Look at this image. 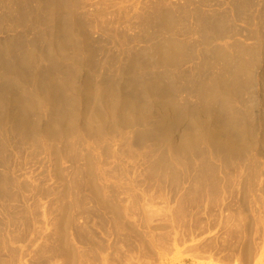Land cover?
Wrapping results in <instances>:
<instances>
[{
  "label": "rangeland",
  "instance_id": "rangeland-1",
  "mask_svg": "<svg viewBox=\"0 0 264 264\" xmlns=\"http://www.w3.org/2000/svg\"><path fill=\"white\" fill-rule=\"evenodd\" d=\"M1 1L2 0H0V2ZM9 1L13 3L11 4ZM16 1L7 0L6 3H8L13 9H17V6L19 7L20 11H21L20 7L22 8L23 6H25L26 9L23 7L22 9L23 10L22 13L24 12L23 14L18 10L22 16L17 12L15 14L14 12L10 14V15L14 14L13 16H11L12 18L5 17L6 20L4 18H2L1 20V17L3 15L0 16V21H1L0 41L2 40L0 44L3 42L4 44L8 42L12 44L14 42L15 44L18 45L16 46L19 49L15 47L14 43L12 44L13 47L11 48H13L12 50L13 54L12 53L11 54L14 58V61L15 59L16 60L18 58L19 59L13 62V58L11 59L10 58L11 56L8 55L7 56L8 61H6L9 62L8 65H12V63L15 65L17 62L16 67L12 65L15 70L13 72L16 73L17 72L16 68L18 67L19 68L21 67L20 68L21 70L22 68L25 67L28 68V70L25 69L28 72V74L29 73L31 74L32 71H33L32 74L34 73L38 74L39 73L38 69L40 68V66H42L39 69L40 71L48 68L46 67L47 66L46 63L48 64L49 61L42 58L44 55L43 52L45 53L47 49L48 50L51 49V52H49L51 57L53 56L56 57L59 55L62 57L65 56L63 54H65L66 51H67L66 54H68L70 50L72 51L71 49L72 46L69 45L72 44L73 40L71 41V38L68 37L66 32L65 33L61 32V29L63 27L62 23L66 21V19H67L66 22H71L73 17L70 14L68 15L67 10H65L66 13L64 11H60L58 13V11L56 10L54 13L57 12L58 15L57 14L54 15L57 18L52 15L53 17H55V19L52 16L50 19H46L48 16H46L45 14H43V16L41 15V12L39 11L40 6L39 4L36 3V0L34 1L35 4L33 3L32 0H31L32 2L30 1L33 6L29 5L30 4L28 2L29 0H21L22 1L21 3L20 0H18L17 2L22 4V6L19 3L18 5ZM84 1L85 0H82V4L84 3L85 6H88L89 4L88 1L91 0H86L87 3L86 1L85 2ZM117 1L119 0H116V2H114V4L116 3L115 7L114 5L111 4L113 3V1L112 2L108 1L109 3L106 4L108 6L112 5L113 6L112 8L111 6L110 7L106 6V4L104 3L105 8L100 6L99 8L101 9L99 8L95 9L96 8L95 7L93 8L95 11L92 9L94 12L87 7L88 10L86 8L85 12L87 10L88 15L86 14L87 12L86 13L84 11L81 12V10H83L81 8L80 10L79 8L75 10V12L77 11L76 12L77 19H78V15L81 19V21L79 20L80 22L77 21L79 27L78 29H80V27L82 26L84 27L86 24L89 25L90 23L93 22V20L95 21L92 24H90L92 26H88L89 30L87 29V26H85L86 29L84 28H83L84 30L81 29L83 31L79 30V32L82 34L78 32L77 35V31H76L77 29H73V33L75 31L74 36L75 38H77L76 42L81 43V41L82 42L84 41L83 42L84 44L85 42L87 43L89 41L90 42L92 41L91 43L89 42L88 44L91 46L94 44L92 47H95L94 48L95 53L94 52L93 53L95 59H97L95 60L97 66L99 65L101 66L102 62H103V66L101 67L99 66V68L97 67L98 69L94 67V70H96L97 73L95 74V78L93 77L94 75H91L92 73L86 72L89 70L88 68L83 69L84 72L83 71L81 72V76H80L81 78H79L78 83L75 85V87L78 86L76 87V93L75 90L73 91L74 93L73 95L75 96L74 104L75 102H77V104L75 105L73 104V107H75V109L71 107L73 109L72 113L73 114L76 113L75 115H73L74 119L81 126L84 124L87 125V123H85L86 122L85 120L88 116V114L85 113V110L87 109V105H85L83 101L86 100V96H85L86 93L88 94L87 91L88 89L85 86L87 84L90 85V82L86 83L85 80L86 77L88 80L89 78H91L92 80L95 79L96 81H100L102 76L103 79L107 77L109 78V81H111V79L113 81H119V83L122 86L123 85L127 86L128 84L127 87H129V85L131 84L130 87L135 88L136 90L138 89L139 86V89L137 91L139 92L140 90L139 92L140 94H143V92L145 91V90L143 91V89H145L144 87L147 86L148 83L152 86V81H153L154 84L158 83L157 85H159L158 87H160L159 88L160 91L153 89L152 90L153 94L157 93L158 95V93L161 92L163 93L158 95L160 97L153 95L151 92L150 85H148L150 89L146 88V91L151 92L152 95L151 94L150 95L152 96V98L153 97L154 98L153 99L150 98L151 96L149 95L147 97L148 99L147 98L146 100L144 99L145 101L142 100L141 101L142 103L141 102L140 103L141 105L143 104V106H141L139 103L140 107L138 106L139 108H137L136 110H133L130 113L128 112L129 114H126L127 111L119 112L120 110L114 112V114L109 113L110 116L107 113L105 115L106 118L108 117L107 120H105L106 118L104 117L102 119L105 120L102 122L106 123V124H102L103 129L105 128L104 132L106 134L102 135L103 137L100 135L103 139L100 136H99L100 138H98L97 136L98 139H101L100 142L98 139L96 140V138L94 137L92 138L95 141L91 140L92 138L87 139L85 137L87 135L84 134V131H82L81 128H78L80 134L79 133L77 134L78 130H76L75 131L76 133L72 136V139L74 136L78 135L80 137V140H78L79 139L78 137L77 138L74 137L73 141L74 142L80 141V142H76L77 145V150L75 151L76 154L72 155L71 157L68 156V153L65 151L64 148L62 149L59 148L61 147V145L55 146L53 144H50L51 142H49L46 145L47 149H44V147H39L38 146L39 144H36V142H39V140H42L43 143L45 138H47V136H50L49 134L47 135V133H44L45 129H47L45 126L48 125L46 124V122H49V120H47L48 118L44 115L43 118L41 117L42 122L37 120V117H34L35 120L39 121V122L36 121L37 125L40 124V126H36L37 132L39 131V129L40 131L38 133L36 132L37 134L35 133L32 134L34 129L31 128L32 130L31 134L33 135V137L30 138L28 137V138L29 139L32 138L33 140L24 139V138L22 139V135L19 134H15V135L13 134L9 136V138L5 137V139H9L10 144L6 143L9 147L7 148V153L5 152L6 154L3 155L5 159V164L0 163V173L1 174L12 173L13 177L10 180L7 178L5 181L0 180V264H264V84H263L264 83V0H138V1L121 0L119 2ZM91 2L92 4H94L93 0ZM127 2L128 4H126ZM129 3L130 5L132 3L133 6H130ZM133 3L136 4V6ZM26 4H28L27 7ZM0 5L2 6L1 3ZM35 5L37 7L39 6V8L36 7L37 9H35ZM241 5H243L242 7L244 8H241ZM31 6L34 7L33 12L28 11V10L31 11L32 9ZM117 6L119 7V9L123 8L124 10H126L125 11L126 13L122 12L123 9H120L121 11L118 9H114ZM132 7L135 8L132 9ZM2 8L0 10V14H2L1 13V11L3 10ZM108 8H110L111 10L113 9L112 10L113 13L117 16L115 17L113 13H110L111 11ZM126 8H128L130 11ZM54 9L52 11H54ZM97 10L103 13V15H101L100 12H97ZM102 10L107 12L108 15L110 13L111 16L107 15L108 17H105L106 13L104 11L102 12ZM158 10L162 11L163 13L166 12V10L168 13L172 12L170 17H172V19L174 18L175 23L173 25L174 27H172V29H170L169 31L164 30L165 31L164 32L159 25L154 24V26L151 27L149 22L147 23V21H149L151 17L154 16L155 13L158 14L157 13L159 12ZM25 11L31 13L30 14L31 16L28 17L29 14L28 13L25 14ZM60 13L62 15H59ZM136 14L137 16H135ZM23 15L24 16L27 15L26 21L24 20L26 19V17L22 19L24 17ZM67 15L71 19L67 17ZM16 16L21 17V19ZM32 16H35V18ZM58 16L59 17L61 16L60 18L63 19L61 20ZM96 16L98 18H96ZM99 16L100 17L102 16L103 18H100ZM119 16L120 18H118ZM31 17L34 19H31ZM36 17H38L39 19H37ZM42 17L44 18V20H46L45 23ZM64 17L66 18L64 19ZM9 18L13 22L8 20ZM88 18H90V21L87 23V21L89 20ZM112 18L113 20L114 19L115 20L113 21ZM13 19L14 20L16 19V21L23 20L25 21L24 23L26 24H24L23 21H22L23 24L21 23V21H19L18 23L20 25L19 24L16 25ZM30 19L31 22L30 21L27 22ZM58 19H60L61 23L59 22ZM118 19L119 21H117ZM125 19H127V21ZM4 20L5 23L3 22ZM7 20L10 22H8ZM33 20H35L36 22ZM48 20L49 21L52 20V25H48L51 24L49 23ZM54 20H56V23ZM82 21H84L83 24L85 25L81 23ZM115 21L118 23L119 25L118 27L117 25H115L117 24ZM129 21L130 23H132L131 25ZM11 22L14 23L13 26ZM34 23L38 25L47 24V28H46L47 31L45 30L46 25L38 26ZM5 24H7L8 26ZM56 24L57 25L60 24L61 26L59 25V27H54L56 26ZM93 24H94V28L96 27V29L99 30L94 29ZM108 25L110 26L109 29H108L109 27ZM3 26L7 28L5 29ZM101 26L103 28L105 27L107 30L104 29L106 30L104 31ZM20 28H22V30H20ZM91 28H93L94 32H90L93 31L91 30ZM101 28L102 30H100ZM111 28L112 29L115 28V30L113 31ZM147 28L149 29L147 30ZM55 30L58 33L57 32L55 33ZM86 30H88L87 31L88 34ZM95 30L97 31V33H95L96 32ZM50 31H52V33ZM253 32L256 35H254ZM49 33H51L52 36ZM59 33H62L59 36L60 38L57 37ZM89 33H91V35ZM147 33L149 34V36ZM44 34L47 36H45ZM39 35L41 37L43 36L44 37L41 38ZM63 35L64 37L66 35V41H64L65 39ZM22 36H24L25 38ZM85 36L86 39H84ZM117 36H120L118 37L119 40L117 39ZM91 37H94V39L92 40ZM57 38L59 40H61L62 38L64 39L62 40V44L59 43ZM19 39L22 40V42ZM5 40H7L8 42H5ZM40 40L41 41L44 40L42 42L43 44L41 43ZM127 40L129 43H127ZM18 42L19 43L21 42L22 44L20 43L19 46ZM66 43L67 44L70 43L68 44V47L70 48H67V50H65L66 47L65 45H67ZM51 44L53 47L51 46ZM21 45L24 46L21 47ZM31 45L34 46L32 47ZM38 45L41 50L39 49ZM166 45H168L169 48ZM34 47L38 51L37 53L41 62L38 61V63L32 64V66H30V64L28 66L26 65L27 67L26 66L23 67L20 64H18L21 63V61L23 63V59L24 61H26L27 57L30 58L29 57L30 54L32 55L33 53L36 52ZM60 47L62 48L64 47L63 48L64 51H62L61 50L62 48ZM21 48L24 49L22 50ZM180 48L183 50H181ZM15 49L16 50L21 49L24 52H21L20 50L19 51L20 53L18 54ZM57 49L62 53V55ZM32 50H34V52H32ZM71 51L65 57H70V59L72 60L75 58V56H72L73 54L72 55L70 54ZM160 51L162 53H158ZM165 51H167L169 54ZM143 52L144 54H141ZM164 52L167 53V55L169 56L168 58H170L169 61L168 60H166V62L163 61L167 64L166 65L164 63L165 66H163V62H162L164 57L163 55L165 54ZM49 53L48 54L45 53V54L49 55ZM56 53L58 55H56ZM39 54L42 55L40 56ZM139 54L141 56H139ZM156 55H159L160 57ZM203 55L206 56L204 57ZM85 56L87 58L88 55L84 54L83 57L85 58ZM158 59H161V61ZM105 60H107L108 62L106 61L105 63L104 62ZM129 60L130 62H128ZM44 61L47 62H45L44 64L43 63ZM140 61L145 64L141 63ZM167 61L170 63L168 64ZM39 62L42 64H40ZM257 62L260 63L258 64ZM69 63L73 64L71 63V61ZM241 65L244 66L242 67ZM48 66L51 67V64H48ZM33 67H38V68L36 69ZM125 67H127L128 69H126ZM200 68L202 69V71ZM210 68L211 69L213 68L214 70L213 69L211 70ZM20 69L17 70L19 71ZM122 69L124 70L126 69V70L124 71ZM20 71H19L20 74L19 76H17L18 72L16 73L18 79L20 76H22V73H20ZM240 71L242 73H240ZM15 73L12 76L15 77ZM117 73L119 74V78H121V80L115 77ZM121 73L123 74L125 73V76H127V74L132 73L131 75L133 77L129 75V77H127L128 81L127 80L125 81L126 78H124L125 76ZM252 73H253V77H252ZM88 74L90 75L89 78H88ZM160 74L162 75V77ZM176 74H178V78ZM134 76L135 77L137 76L138 79L137 78L134 79ZM139 77L141 78V81H138L140 80ZM211 77L213 78V80ZM0 79L2 80V82L0 80V88L2 87L1 90H5V85L3 82L5 80L2 78ZM132 79L134 80V82L136 81L135 82L136 84L139 83L137 84L138 86L134 85V83L132 84L131 82L133 81ZM142 80L143 81L145 80L144 81L145 85H143L144 87L142 86L143 89H141V85H140V82H143ZM221 81L225 86L222 84ZM203 83L206 85V86L204 85L205 88L202 85ZM164 85L166 86L169 85L171 86V88L167 86L168 87L167 89L166 86H165L166 88L163 87ZM229 85L231 86L232 91L228 87ZM234 85H236V88ZM156 86L154 85V88ZM190 86L192 87L190 88ZM199 86L201 87V91L202 89H204L203 91L205 94L207 93L208 90H209L208 93L211 91L210 95H208V93L207 95H205L203 91L201 92L202 95L204 94L203 97L205 98L206 96L210 97L211 95H213L214 92H212L213 88L211 87H214L213 91H215L214 95L216 96L217 99H216L215 109L212 111L216 112L218 110L217 113H220L221 116L220 114H217L215 112H213V114L212 112L209 113L207 112L202 114L198 112L201 111L198 108L200 107L199 103L202 101V99H200L202 95L200 94V92L197 93V91H199L200 89ZM215 86H217L218 88H216ZM226 86L228 88H226ZM196 87L199 88L197 89ZM129 88H127L129 90V93L130 91L131 92L134 91ZM161 88L164 89L162 90ZM226 89L230 91H225ZM164 91L165 93L167 91L169 93H172V95L173 94L176 95L175 96L173 95L174 97L172 98L171 97L172 95L170 96L169 93L168 94L166 93L168 95L167 96L164 93ZM190 91H192V93L195 91V93H197V96L199 97H197L195 93H193L194 95H189L192 94ZM235 91L236 92L238 91L237 93L239 94H236ZM132 93L131 94L134 96L135 93L134 92ZM10 94H8L9 98L12 97V95ZM162 94L163 95L165 94L166 97L165 96L163 97ZM195 96L200 100L198 99L196 101L197 98H195ZM165 98L166 99L170 98V100L168 99L169 100L168 101ZM186 100L187 103L189 102L188 103L189 106H191V107L188 106L189 108L187 107L189 109V112L196 111L197 113H200V115L198 114L199 117H197L198 116L197 114L195 117L194 116L195 114H193L192 116V114L190 113L189 114L190 117L189 115H182L181 119H177V118L175 119L176 112L174 110L180 109L178 108L179 104L186 103ZM162 101L164 102V104ZM145 103L148 105L144 106ZM173 106L176 108H174ZM40 107L41 106H38V109ZM248 107L251 108L247 109ZM171 108L173 109L171 110ZM119 109L123 110L122 108ZM165 110H167L168 112ZM226 110L229 111V114L230 112L232 113L230 114V117L227 114L228 112ZM13 112H14L13 110L7 111L6 109L4 110V108L2 109L0 107V115L1 114L3 115V113H5L7 118V114H8V116L9 115L11 116V117L9 116L8 119L13 118L12 116L16 114V112H14L15 114L11 115V113ZM251 112H253V114ZM121 114L125 115L126 118H129V120L127 119L126 122L118 123L119 125H121L120 127L118 126L116 121H118L119 119L121 120L122 118ZM160 114L162 115V118L164 120L161 118ZM207 114L211 115V117L208 116ZM247 114H249V116ZM84 115L87 116L85 117ZM232 116L234 117L232 118ZM118 117L121 118L118 119ZM130 119L132 122L130 121ZM35 120L33 121L35 122ZM204 120L210 122L207 123ZM114 121L116 124L114 123ZM158 122H160L161 124ZM143 123L145 125H143ZM204 123L205 125H203ZM151 124L152 126L155 127H152ZM116 125L118 126V128ZM131 125L132 127H134L133 129ZM142 125L143 127L141 128ZM218 125L220 127H218ZM231 125L233 128L229 127ZM125 126H128V128ZM189 126H191V129H194L191 130L194 131L193 134L191 133V131L189 132L188 130L190 129ZM212 126L214 129H212ZM108 127H110V129ZM245 127L247 128L249 127V129L251 128V130H248V132L247 130H243L246 129ZM119 128H124V130H119ZM197 128L199 129L197 130ZM201 128L202 130H200ZM236 129L237 130L240 129V131L242 130L241 131L242 133H239L237 131L239 135L238 134L235 135L234 133L236 132ZM126 130L131 131L132 133ZM166 130L168 132L169 131L171 132L168 133ZM184 130L185 133L187 134L186 137L190 135L188 137L189 139L185 137ZM211 130L213 131V133ZM121 131H123L122 132L123 135H121ZM182 131L184 134L182 133ZM249 131L251 132L253 131L252 133H250L253 134L252 135L253 138L250 136V134H248ZM138 132L140 133L139 135ZM226 132H228L229 134ZM43 133L45 135H43ZM141 133H143V136ZM196 133L199 135L197 136ZM244 133L248 134V136L246 135L247 138L245 137ZM38 134H40V136ZM110 135L112 136V138L109 137ZM191 135L194 136V138L191 137ZM195 135L197 137H195ZM200 135L202 136V139ZM41 136H45V137H41ZM129 136H131L132 138ZM155 136H157L158 139H156ZM182 136L185 138L184 139L185 141L182 140L183 139ZM249 136L251 138H249ZM115 137L116 138L118 137V139H116ZM82 138L83 140H81ZM119 138L122 143L119 141ZM130 138L132 139L130 140L131 142L135 140L134 142L131 143V146L128 144L130 143L128 140ZM146 138L149 140H145ZM36 139L38 141H36ZM123 139H125L124 140L125 143ZM221 139L222 140L225 139V140L222 141ZM108 140L111 141L109 142ZM96 141L98 143L95 145ZM105 141L109 145H106L107 143ZM83 142L86 144H84ZM182 142H185V144ZM137 143L140 144L137 145ZM230 143L232 146L230 145ZM245 143H247V145ZM115 144L116 146H114ZM226 145L228 146L225 147L224 149L225 150L227 149V151L229 152H226L223 149V147ZM164 147H166V149ZM204 147L207 148L204 149ZM228 147H230V149ZM231 147H233V149ZM169 148L172 150H170ZM185 148L186 150L184 151ZM194 148L196 149L193 150ZM180 150L181 152L179 153ZM216 150L217 153L215 152ZM211 154L213 156L215 155L214 156L215 158L212 157ZM173 155L175 156V158L173 157ZM225 155H230L231 157L228 156L230 157L228 158ZM165 156L169 160L162 159L164 162L165 161L166 162L162 163V165L157 163L159 166L156 165V160L159 161V159L161 158H166ZM239 159H241V161ZM231 160L233 161L231 162ZM166 164L169 167L171 165L172 168L171 167L170 168L173 169L174 171L168 169L169 167L167 168ZM163 167L170 170L168 171L166 169L167 172L169 173V174L166 173L168 176L165 174L166 179H165V175H163L164 179L163 178L161 179V177H163L161 174V170ZM225 167H227V169ZM154 169H156L157 172ZM226 170L229 172H227ZM154 171L156 172V175H154L155 174ZM173 172H175V174ZM214 172L216 173L217 176L213 174ZM171 173L173 174V176L176 177V179L179 178L177 179V182L179 180L178 183L177 182L174 183L172 179H170L172 177ZM200 176L201 177L203 176V179ZM208 176L210 177L207 178ZM213 176H215V178ZM198 177L201 179H199ZM206 178L208 180H205ZM217 178L219 181H217ZM17 180H19V184L22 183L24 184V186L20 185L18 188L15 187ZM197 180L201 181L203 185L205 184L206 186H208L209 189L207 188L204 190H198L201 189L202 186L194 187L195 181ZM170 181L171 183H169ZM248 183L249 184L252 183V184L249 185ZM169 184H171L172 186ZM211 185L212 187H210ZM215 185H218V187ZM175 186H177L176 187L177 190L175 189ZM244 186L246 187L245 189ZM247 186H249V189L247 188ZM214 188L216 189V191ZM243 190H245V193L243 192ZM193 199L195 200V202L193 201ZM230 215L232 217H230ZM176 230L178 231L177 237H175L176 234L173 233V231L176 232ZM160 238L163 240H161ZM247 252L249 253V255L247 254Z\"/></svg>",
  "mask_w": 264,
  "mask_h": 264
},
{
  "label": "bare ground",
  "instance_id": "bare-ground-1",
  "mask_svg": "<svg viewBox=\"0 0 264 264\" xmlns=\"http://www.w3.org/2000/svg\"><path fill=\"white\" fill-rule=\"evenodd\" d=\"M6 1L7 0H2L0 3L2 4V6L0 7V10H1V8L3 9L2 11H1V13L2 14H0V16L1 15H3L2 17H1V20H2V18H4L5 19V17H10V18H12L11 16H13L16 12L17 13H19L20 14V12L22 13V9H23V7L25 8V6H23L22 8L20 7V9H21V11L19 10V7L17 6V9H13V8H11V6L8 4V3H6ZM12 1V0H11ZM16 1V0H15ZM18 1V0H17ZM16 1V2H17ZM31 0H29L28 2L30 3L29 5H32L31 4V2L33 1V3H34V1L35 0H32L31 2H30ZM86 1V0H85ZM84 1V2H85ZM92 1V0H91ZM91 1H88V6H85L84 5V3L82 4V0H72V1H70V0H36V3L37 4H39V6H40V8H39V6L37 7L36 5H35V9H37V8H39V11L41 12V15L43 16V14H45L46 16H50L49 18L47 17L46 19H50L51 18V16L53 15V16H55L56 14L58 15V13L60 12V11H64L65 12V10H67V13H68V15L70 14V15H72V17L73 18H75V19H73L72 18V20H71V22H66L67 21V19H66V21H64L62 24H63V27H62V29H61V32H66V34L68 35V37H70L71 38V41L73 40V42H72V44L71 45H69V46H72V51H71V55L72 56H75V58L74 59H70V57H65V56H67L68 54H69V52H68V54H66V52H65V54H63V55H65V56H56V57H54L52 54V56L53 57H51L50 56V53L49 52H51V49L50 50H48V52H47V50L45 51V53H49V55H47V54H45L44 52H43V59H45V60H47V61H49V63L48 64H51V67L50 66H48V64L46 63V67H48V68H46V69H44V70H39L42 66H40V68L38 69V71H39V73L37 74V73H34V74H32L33 73V71L31 72V74L29 75L28 74V72L25 70V69H27L28 70V68H25L24 66H28L29 64H30V66H32V64H35V63H38V61H40V58H39V56H38V51H37V49H35V47H36V45H35V47H34V49L36 50V52L35 53H33L32 55L30 54V58H28L27 57V59H26V61H24V59H23V63H22V61H21V63H18V64H20L21 66H23L24 68H22V70L18 67V68H16V71L18 72H16L18 75L17 76H19L20 74H19V71H20V73H22V76H20L19 77V79H18V77L16 76V73L15 72H13V71H15L14 70V68H13V66L12 65H14L13 63H12V65H8L9 64V62H6V61H8L7 59V56L8 55H10L11 57V59L13 58V56H12V50H13V48H11V47H13L12 46V44L14 43H12V41H11V43L12 44H10V42H8L7 40H5V42H8V43H5L4 44V42L3 43H1L0 44V67H1V72H0V78H2V79H4L5 81H3L4 82V85H5V90H1V88H0V107L3 109L4 108V110L6 109L7 111L9 110H13L14 112H16V114L13 112V113H11V115H14V116H12L13 118H10V119H8L9 118V116H8V114H7V118H6V115H5V113H3V118H2V116L0 115V163H2V164H5V159H4V157H3V155L4 154H6L7 153V148L9 147L7 144H10L9 143V139H5V137H7V138H9V136H11V135H15V134H19V135H22V139L24 138V139H29L30 137H33V135L32 134H37L39 131H40V129H39V131L37 132V127L36 126H40V124H38L37 125V123H36V121L37 120H39L40 122H42V118L44 117V116H46L48 119L47 120H49V122H46V124H48V125H46L45 127L47 128V129H45V132H44V130H43V132L44 133H47V135L49 134L50 136H47V138H45V140L43 141V143H42V140H39V142L41 143H39V142H36V141H38L37 139H36V141H34V142H36V144H39L38 146L39 147H44V149H47L46 148V145L49 143V142H51L50 144H53V145H55V146H59V145H61V147H59L60 149H62V148H64L65 149V151L68 153V156H72V155H74V154H76L75 153V151L77 150V145H76V142H80V141H76L77 139V137L79 138L78 140H80V137L77 135V136H74V137H76L75 139V141L76 142H74L73 141V139H74V137H73V139H72V136L76 133L75 131L76 130H78V128H81L82 129V131H84V134H86L87 136H85L87 139H91L92 137H94V138H96V140L98 139V138H100L102 135H104V134H106L105 132H104V129H103V125L102 124H106V123H104V122H102V121H105V120H107V118H106V114L108 113H110V114H114V112H117L118 110H120L119 112H126L127 111V113L126 114H129L131 111H133V110H136L137 108H139L140 106H139V103L142 101V100H146V98L151 94V92H152V90L153 89H156V90H159L160 91V87H158L159 85H157L156 83L154 84L153 83V81H152V79H151V81H152V86L148 83V85H150V88H151V92H148V91H146V88L148 89L149 88V86L147 85V86H143V85H145V80L143 81V82H140V85H141V89H143V87L145 88V89H143V94H140L139 92H140V90H139V92L137 91L138 89H139V86L137 85V84H139V83H135L134 82V80L133 81H131L132 82V84L134 83V85H136V86H138V89L136 90L135 88H132V87H130V85H129V87H127L128 86V84H127V86L126 85H121L120 83H119V81H113L112 79H111V81H109V78H107V77H105V78H107V79H103V76H102V78L100 79V81H96L94 78H95V74H97L96 73V70H94V67L95 68H99V66H97V63H96V61L95 60H97V59H95V56H94V53H95V47H92L91 45H89L88 43L90 42H85L84 44H83V42L81 41V43L79 42H76V40H77V38H75V36H74V33H75V31H74V33H73V29H77L76 31H77V35H78V32H79V30H81V29H86L85 28V26H87V29L89 28L88 26H92V25H90V24H92L93 22H95L94 20H93V22H92V20H91V22L92 23H90L89 25H85V24H83V22L84 21H82L81 23L83 24V25H85L84 27L82 26V27H80V29H78L79 27H78V23H77V21H81V19H80V17H79V15H78V19H77V11L75 12V10L76 9H78L79 8V10H80V8L81 9H83V10H81V12L82 11H84L85 12V9L88 7V8H90L91 9V11H93L94 9L93 8H95V9H97V8H99L100 6H102L103 8H105L104 6H105V4L106 3H109V2H112L113 1V3H111L112 5H114V7L116 6L115 4H114V2H116V0H93V2H94V4H92V2ZM109 1V2H108ZM119 1H121V0H119ZM119 1H117V2H119ZM124 1H126V0H124ZM132 1V0H131ZM136 1H138V0H136ZM10 2V1H9ZM15 2V3H16ZM22 1L20 0V3H21ZM51 2H52V4H51ZM91 2V3H90ZM11 4L13 3V2H10ZM19 2H17V4H18ZM19 3V4H20ZM71 3V4H70ZM86 3H87V1H86ZM105 3V4H104ZM18 4V5H19ZM35 4V3H34ZM119 4V3H118ZM126 4H128V2L126 3ZM125 4V5H126ZM134 4V3H133ZM137 4H140V3H137ZM16 5V4H15ZM15 5H14V7H15ZM21 6H22V4H20ZM23 5H24V3H23ZM27 5L28 4H26V7H27ZM70 5H71V7H70ZM82 5H84V6H82ZM87 5V4H86ZM110 5V4H109ZM112 5H110L111 6V8L113 7ZM124 5V6H125ZM129 5H130V3H129ZM128 5V6H129ZM135 6H136V4H134ZM251 5V4H250ZM33 6V5H32ZM31 6V7H32ZM106 6H108L107 4H106ZM110 6H108V7H110ZM119 6V5H118ZM117 6V7H118ZM130 6H133L132 5V3H131V5ZM234 6V5H233ZM238 6H240V5H238ZM237 6V7H238ZM243 5H241V8H244V7H242ZM30 7V6H29ZM37 7V8H36ZM54 7H55V9H54ZM114 8V9H118V10H120V9H123V8H120L119 9V7L118 8ZM122 7V6H121ZM33 8L34 7H32V9L31 8H29V9H31V11L30 10H28L29 12H33ZM88 8H87V10H88ZM133 8H135V7H132V9ZM234 8V7H233ZM26 9V8H25ZM24 9V10H25ZM28 9V8H27ZM34 9V10H35ZM54 9V11H52ZM93 9V10H92ZM99 9H101V8H99ZM98 9V10H99ZM106 9H107V7H106ZM111 12L110 13H113V9L111 10L110 8H108ZM126 9H128V8H126ZM240 9V8H239ZM20 12H19V11ZM58 11V13L56 12V13H54L55 11ZM86 10V14L88 15V11ZM97 10V12H100V11H98ZM105 10V9H104ZM104 10H102V12L104 11ZM129 10V9H128ZM135 10V9H134ZM28 11L26 12L25 11V14L26 13H28ZM90 11V10H89ZM95 11V10H94ZM93 11V12H94ZM107 11V10H106ZM121 11V10H120ZM126 10H122V12L124 13ZM130 11V10H129ZM159 11V10H158ZM12 12H14V14L13 15H10V14H12ZM53 12V13H52ZM96 12V13H97ZM105 12V11H104ZM117 12V11H116ZM115 12V13H116ZM119 12V11H118ZM24 13V12H23ZM22 13V14H23ZM36 13V12H35ZM34 13V14H35ZM62 13V12H61ZM59 14V15H62V14ZM66 13V12H65ZM80 13V12H79ZM91 13V12H90ZM89 13V14H90ZM101 13V12H100ZM106 13V15H105V17H108L109 15H110V13H109V11H108V13H109V15L107 14V12H105ZM126 13V12H125ZM129 13V12H128ZM158 14H154V16L153 17H151V19L149 20V21H147V23L149 22V24L151 25V27L152 26H154V24H156V25H159L160 26V28L164 31V30H167V31H169L170 29H172V27H174L173 25H174V23H175V20H174V18L172 19V17H170V15L172 14V12L169 14L168 12H167V10H166V12H162V11H159V12H157ZM29 15H28V17L29 16H31L30 14L31 13H28ZM37 14H39V13H37ZM55 14V15H54ZM82 14V13H81ZM114 14V13H113ZM112 14V15H113ZM120 14V13H119ZM118 14V15H119ZM131 14V13H130ZM137 14H138V12H137ZM137 14L135 15V16H137ZM18 15V14H17ZM21 15V14H20ZM19 15V16H20ZM67 15V17H69ZM84 15V14H83ZM99 15V14H98ZM97 15V16H98ZM101 15H103V13H101ZM108 15V16H107ZM115 15V14H114ZM121 15V14H120ZM149 15V14H148ZM147 15V16H148ZM22 16V15H21ZM24 16V15H23ZM27 16V15H26ZM26 16H24L22 19H24ZM36 16H38V15H36ZM52 16V17H53ZM65 16V15H64ZM85 16V15H84ZM83 16V17H84ZM92 16V15H91ZM96 16V18H98ZM111 16V15H110ZM117 15H115V17H116ZM16 17H18V16H16ZM32 17H34L35 18V16H32ZM31 17V19H34V18H32ZM39 17H41V16H39ZM45 17V16H44ZM56 17V16H55ZM55 17H53L54 19H55ZM59 17V16H58ZM61 17V16H60ZM59 17V18H60ZM63 17V16H62ZM100 17V16H99ZM8 19V20H10V21H12L11 19ZM14 18V17H13ZM18 18H20L21 19V17H18ZM37 19H39L38 17H36ZM43 18V17H42ZM57 18V17H56ZM66 17H64V19H65ZM70 18V17H69ZM68 18V19H69ZM87 18V17H86ZM91 18V17H90ZM90 18H88L89 20L87 21V23L90 21ZM93 18V17H92ZM94 18H95V16H94ZM93 18V19H94ZM100 18H103L102 16L100 17ZM110 18V17H109ZM118 18H120V16L118 17ZM29 19V18H28ZM31 19L30 20H28L27 22H31ZM61 19V18H60ZM60 19H58L59 20V22H60ZM63 19V18H62ZM61 19V20H62ZM71 19V18H70ZM77 19V20H76ZM83 19V18H82ZM176 19V18H175ZM6 20V19H5ZM5 20L3 21L4 23H5ZM7 20V21H8ZM14 20V19H13ZM25 21L27 20V17H26V19H24ZM43 20H44V18H43ZM53 20V19H52ZM52 20L51 21H49V23H51V24H48V21H47V24L48 25H52ZM57 20V19H56ZM56 20H54L55 21V23H56ZM112 20H113V18H112ZM115 20V19H114ZM113 20V21H114ZM126 21H127V19H125ZM135 20V19H134ZM148 20V19H147ZM10 21H8V22H10ZM16 19L14 20V23H16V25L17 24H19L18 22L19 21H21V23H22V21L23 20H17L16 22ZM25 21H23V23L25 22ZM33 21H35V20H33ZM45 21L46 20H44V23H45ZM70 21V20H69ZM79 21V22H80ZM99 21V20H98ZM101 21V20H100ZM117 21H119V19L117 20ZM136 21H137V19H136ZM201 21V20H200ZM13 22V21H12ZM11 22V23H12ZM36 22V21H35ZM97 22V21H96ZM102 22V21H101ZM104 22V21H103ZM116 22V21H115ZM125 22V21H124ZM142 22V21H141ZM0 23H1V21H0ZM14 23H12V26H13V24ZM22 23V24H23ZM40 23V22H39ZM43 23V22H42ZM61 23V22H60ZM86 23V22H85ZM105 23V22H104ZM117 23V22H116ZM129 23H130V21H129ZM203 23V22H202ZM24 24H26V23H24ZM33 24V23H32ZM34 24H36V23H34ZM47 24H44V25H46V27H45V30H46V28H47ZM58 24V23H57ZM56 24V26H54V27H59V25H57ZM115 24V23H114ZM124 24V23H123ZM132 23H130V25H131ZM145 24V23H144ZM201 24V23H200ZM5 25H7V24H5ZM11 25V24H10ZM15 25V26H16ZM20 25V24H19ZM36 25H38V24H36ZM40 26L41 25H43V24H39ZM38 25V26H39ZM43 25V26H44ZM96 25V24H95ZM107 25V24H106ZM105 25V26H106ZM115 25H117V27L119 26L118 25V23L117 24H115ZM115 25H113V26H115ZM127 25V24H126ZM141 25V24H140ZM148 25V24H147ZM146 25V26H147ZM149 25V26H150ZM155 25V26H156ZM178 25V24H177ZM8 26V25H7ZM12 26H11V28H12ZM22 26V25H21ZM23 26H25V25H23ZM61 26V25H60ZM79 26H81V25H79ZM109 26V25H108ZM128 26V25H127ZM158 26V27H159ZM217 26V25H216ZM219 26V25H218ZM1 27V26H0ZM4 27V26H3ZM30 27V26H29ZM97 27H98V24H97ZM102 27V26H101ZM107 27V26H106ZM133 27V26H132ZM131 27V28H132ZM148 27V26H147ZM175 27H176V25H175ZM210 27V26H209ZM208 27V28H209ZM220 27V26H219ZM5 29L7 28V27H4ZM10 28V29H11ZM16 28V27H15ZM93 28H94V24H93ZM93 28H91V30H93ZM100 28V27H99ZM103 28V27H102ZM102 28L100 29V30H102ZM110 28V26L108 27V29ZM120 28V27H119ZM134 28V27H133ZM154 28V27H153ZM153 28H152V30H153ZM157 28V27H156ZM206 28V27H205ZM223 28V27H222ZM257 28V27H256ZM30 29V28H29ZM28 29V30H29ZM33 29V28H32ZM54 29H56V28H54ZM58 29V28H57ZM83 29V30H84ZM94 29H96V27L94 28ZM104 29H106L105 27L103 28V30ZM112 29V28H111ZM149 28H147V30H148ZM203 29V28H202ZM217 29V28H216ZM3 30V29H2ZM20 30H22V28H20ZM27 30V31H28ZM34 30V29H33ZM48 30H49V28H48ZM50 30H52V29H50ZM83 30H81V31H83ZM89 30V29H88ZM88 30H86V32L88 31ZM96 30H99V29H96ZM95 30V31H96ZM107 30V29H106ZM106 30H104V31H106ZM113 31L115 30V28H113L112 29ZM135 30V29H134ZM177 30V29H176ZM6 31V30H5ZM39 31H41V30H39ZM47 31V30H46ZM54 31V30H53ZM112 31V32H113ZM118 31V30H117ZM130 31V30H129ZM150 31V30H149ZM203 31V30H202ZM211 31V30H210ZM221 31V30H220ZM251 31V30H250ZM255 31H257V30H255ZM1 32V31H0ZM51 33H52V31H50ZM57 31L55 30V33H56ZM90 32H94V30L93 31H90ZM101 32V31H100ZM137 32V31H136ZM148 32V31H147ZM160 32V31H159ZM162 32V31H161ZM165 32V31H164ZM173 32V31H172ZM17 33V32H16ZM51 33H49L51 36H52V34ZM58 33V32H57ZM80 33V32H79ZM95 33H97V31L95 32ZM118 33V32H117ZM131 33V32H130ZM209 33V32H208ZM222 33V32H221ZM254 33V32H253ZM6 34H7V32H6ZM20 34V33H19ZM26 34V33H25ZM34 34V33H33ZM54 34V33H53ZM60 34H62V33H59V35L57 36L58 38H60L59 36H60ZM80 34H82V33H80ZM87 34H88V32H87ZM90 35H91V33H89ZM93 34V33H92ZM112 34V33H111ZM120 34H123V33H120ZM133 34V33H132ZM148 34V33H147ZM150 34H151V32H150ZM214 34V33H213ZM251 34V33H250ZM15 35V34H14ZM21 35V34H20ZM45 35V34H44ZM56 35V34H55ZM155 35V34H154ZM173 35V34H172ZM204 35V34H203ZM208 35V34H207ZM217 35V34H216ZM254 35H256L255 33H254ZM25 36H27V35H25ZM29 36V35H28ZM40 36V35H39ZM45 36H47V35H45ZM54 36V35H53ZM84 36V35H83ZM100 36H103V35H100ZM142 36H144V35H142ZM148 36H149V34H148ZM215 36V35H214ZM258 36V35H257ZM22 37H24V36H22ZM21 37V38H22ZM35 37V36H34ZM41 37V36H40ZM44 37V36H43ZM43 37H41V38H43ZM63 37H64V35H63ZM88 37H89V35H88ZM87 37V38H88ZM118 37H120V36H117V39H118ZM125 37V36H124ZM174 37H175V35H174ZM227 37V36H226ZM251 37V36H250ZM12 38V37H11ZM25 38V37H24ZM28 38V37H27ZM48 38V37H47ZM57 38V39H58ZM79 38H80V36H79ZM78 38V39H79ZM83 38V37H82ZM98 38V37H97ZM163 38V37H162ZM173 38V37H172ZM225 38V37H224ZM37 39V38H36ZM50 39V38H49ZM52 39V38H51ZM56 39V38H55ZM65 39V40H64ZM64 39L62 38L61 40H59L58 39V41H59V43H61L62 44V40H64V41H66V35H65V37H64ZM84 39H86V36H85V38ZM91 39L93 40L94 39V37H91ZM90 39V40H91ZM100 39V38H99ZM124 39V38H123ZM127 39V38H126ZM132 39V38H131ZM150 39H151V37H150ZM10 40V39H9ZM20 40V39H19ZM54 40V39H53ZM89 40V39H88ZM119 40V39H118ZM122 40V39H121ZM136 40V39H135ZM141 40V39H140ZM180 40V39H179ZM209 40H210V37H209ZM208 40V41H209ZM2 41V40H1ZM0 41V42H1ZM14 41H15V39H14ZM21 42H22V40H20ZM24 41V40H23ZM32 41V40H31ZM41 41V40H40ZM44 41V40H43ZM43 41H41V43L43 42ZM49 41V40H48ZM67 41H68V39H67ZM102 41V40H101ZM124 41V40H123ZM123 41H122V43H123ZM134 41V40H133ZM150 41V40H149ZM148 41V42H149ZM164 41H165V39H164ZM174 41V40H173ZM219 41H220V39H219ZM261 41V40H260ZM20 42V43H21ZM38 42H39V40H38ZM53 42V41H52ZM57 42V41H56ZM92 42V41H91ZM90 42V43H91ZM96 42H98V41H96ZM113 42V41H112ZM169 42V41H168ZM212 42V41H211ZM215 42V41H214ZM262 42V41H261ZM17 43V42H16ZM20 43L18 42V44H19V46H20ZM31 43V42H30ZM126 43V42H125ZM127 43H129L128 42V40H127ZM156 43V42H155ZM158 43V42H157ZM164 43V42H163ZM162 43V44H163ZM174 43V42H173ZM176 43V42H175ZM213 43V42H212ZM260 43V42H259ZM22 44V43H21ZM43 44V43H42ZM45 44V43H44ZM48 44V43H47ZM67 44V43H66ZM68 44H70V43H68ZM68 44L67 45H65L66 47H65V50H67V48H70V47H68ZM170 44H172V43H170ZM179 44V43H178ZM3 45H4V47H3ZM14 45H15V47L17 48V49H19L17 46V44H15L14 43ZM17 45V46H16ZM64 45V44H63ZM111 45V44H110ZM136 45V44H135ZM224 45V44H223ZM261 45H263V44H261ZM6 46V47H5ZM24 46V45H23ZM22 45H21V47H23ZM32 46V45H31ZM30 46V47H31ZM34 46V45H33ZM32 46V47H33ZM51 46H52V44H51ZM56 46H57V44H56ZM60 46H62V45H60ZM121 46V45H120ZM137 46V45H136ZM161 46V45H160ZM164 46V45H163ZM166 46H168V45H166ZM178 46V45H177ZM181 46V45H180ZM225 46V45H224ZM38 47H39V45H38ZM42 47V46H41ZM53 47V46H52ZM123 47V46H122ZM126 47V46H125ZM227 47V46H226ZM28 48V47H27ZM55 48H57V47H55ZM60 48H62V47H60ZM64 48V47H63ZM63 48L61 49L62 51H64L63 50ZM124 48V47H123ZM122 48V49H123ZM127 48V47H126ZM160 48V47H159ZM162 48V47H161ZM164 48V47H163ZM168 48H169V46H168ZM167 48V49H168ZM174 48H176V47H174ZM218 48H220V47H218ZM238 48V47H237ZM22 49V48H21ZM20 49V50H21ZM24 49V48H23ZM22 49V50H23ZM31 49H33V48H31ZM39 49H40V47H39ZM46 49V48H45ZM108 49V48H107ZM111 49V48H110ZM149 49V48H148ZM152 49V48H151ZM166 49V50H167ZM171 49H172V47H171ZM181 49V48H180ZM16 50V49H15ZM20 50H16V52L19 54L20 52ZM21 50V52H24V51H22ZM26 50V49H25ZM41 50V49H40ZM39 50V51H40ZM43 50V49H42ZM58 50V49H57ZM131 50V49H130ZM139 50V49H138ZM153 50V49H152ZM156 50V49H155ZM158 50V49H157ZM160 50V49H159ZM161 50H163V49H161ZM165 50V49H164ZM181 50H183V49H181ZM220 50V49H219ZM243 50V49H242ZM31 51V50H30ZM59 51V50H58ZM101 51V50H100ZM122 51V50H121ZM140 51V50H139ZM211 51V50H210ZM225 51V50H224ZM223 51V52H224ZM28 52V51H27ZM32 52H34V50H32ZM57 52V51H56ZM60 52V51H59ZM94 52V53H93ZM99 52V51H98ZM120 52V51H119ZM132 52V51H131ZM156 52V51H155ZM165 52H167V51H165ZM164 52V53H165ZM178 52V51H177ZM12 53V54H11ZM53 53V52H52ZM61 53V52H60ZM64 53V52H63ZM121 53V52H120ZM158 53H162L161 51L160 52H158ZM163 53V54H164ZM168 53V52H167ZM167 53H165L163 56V60H162V62L163 61H165L166 62V60H168L169 61V59L170 58H168L169 56L167 55ZM173 53H175V52H173ZM183 53V52H182ZM238 53V52H237ZM21 54H24V53H21ZM29 54V53H28ZM84 54L86 55H88L87 56V58H86V56H85V58L83 57L84 56ZM107 54V53H106ZM123 54V53H122ZM130 54V53H129ZM141 54H144V52L143 53H141ZM169 54V53H168ZM184 54H186V53H184ZM207 54V53H206ZM213 54V53H212ZM229 54V53H228ZM253 54H254V52H253ZM40 56L42 55V54H39ZM56 55H58L57 53H56ZM61 55H62V53H61ZM182 55V54H181ZM209 55V54H208ZM217 55V54H216ZM71 56V57H72ZM108 56V55H107ZM112 56V55H111ZM119 56V55H118ZM133 56V55H132ZM137 56V55H136ZM135 56V57H136ZM139 56H141L140 54H139ZM153 56V55H152ZM156 56H158V57H160L159 55H156ZM155 56V57H156ZM175 56V55H174ZM187 56H188V54H187ZM204 56V55H203ZM206 56V55H205ZM204 56V57H205ZM211 56V55H210ZM215 56V55H214ZM220 56V55H219ZM219 56H217V57H219ZM238 56V55H237ZM244 56V55H243ZM252 56V55H251ZM134 57V58H135ZM185 57H186V55H185ZM184 57V58H185ZM228 57V56H227ZM230 57V56H229ZM235 57V56H234ZM73 58V57H72ZM138 58V57H137ZM183 58V57H182ZM225 58H226V56H225ZM19 59V58H18ZM17 59V60H18ZM110 59V58H109ZM131 59V58H130ZM157 59V58H156ZM161 59H162V57H161ZM161 59H158V60H160L161 61ZM176 59H177V57H176ZM215 59V58H214ZM16 59H15V61H17ZM42 60V59H41ZM113 60V59H112ZM125 60V59H124ZM191 60V59H190ZM255 60V59H254ZM14 61V58H13V62H15ZM47 61H44L43 63L45 64V62H47ZM71 61V63H73V64H70L69 62ZM106 61L107 60H105L104 62L106 63ZM132 61V60H131ZM167 61V63L169 64L170 62H168ZM220 61H222V60H220ZM231 61H233V60H231ZM244 61V60H243ZM11 62H12V60H11ZM10 62V63H11ZM41 62V61H40ZM39 62V63H40ZM108 62V61H107ZM128 62H130V60L128 61ZM141 62V61H140ZM165 62H163V66H165L164 65V63ZM176 62V61H175ZM174 62V63H175ZM226 62V61H225ZM254 62V61H253ZM28 63V64H27ZM63 63H65V64H63ZM99 63H100V60H99ZM104 63V64H105ZM118 63V62H117ZM134 63H135V61H134ZM141 63H143V62H141ZM161 63V62H160ZM173 63V62H172ZM177 63V62H176ZM224 63V62H223ZM236 63V62H235ZM251 63V62H250ZM258 64L260 63V62H257ZM16 64H17V62H16ZM16 64L14 65L15 67H16ZM40 64H42V63H40ZM123 64V63H122ZM131 64V63H130ZM130 64H129V66H130ZM143 64H145V63H143ZM162 64V63H161ZM166 64V63H165ZM184 64V63H183ZM186 64H187V61H186ZM222 64V63H221ZM226 64H228V63H226ZM240 64H241V61H240ZM39 65V64H38ZM108 65V64H107ZM125 65V64H124ZM167 65V64H166ZM177 65V64H176ZM248 65V64H247ZM26 66V67H27ZM30 66H29V69H30ZM37 66V65H36ZM101 66H103V62H102V65ZM100 66V67H101ZM122 66V65H121ZM132 66V65H131ZM158 66V65H157ZM242 66V65H241ZM244 66V65H243ZM242 66V67H243ZM115 67V66H114ZM208 67V66H207ZM212 67V66H211ZM227 67V66H226ZM232 67V66H231ZM239 67H240V65H239ZM251 67H252V65H251ZM33 68H38V67H33ZM45 68V67H44ZM85 68H88L89 70L88 71H86L87 73H92L91 75H94L93 77V79L95 80H92L91 78H89V74H88V78H89V80L87 79V77H86V83H89L90 82V85L89 84H87L85 87H87V91H88V94L86 93V100H84V98H83V103H85V105H87V109L85 110V113H87L88 114V116L87 115H84L85 117L87 116V118H86V122L85 123H87V125H80L75 119H74V116L73 115H75V114H73L72 112H73V109H75V107H73V104H74V100H75V96L73 95L74 93H73V91L75 90V93H76V87H78V86H76L75 87V85L78 83V80H79V78H81L80 76H81V72L83 71L84 72V70L83 69H85ZM97 68V69H98ZM126 69H128L127 67H125ZM133 68V67H132ZM152 68V67H151ZM161 68V67H160ZM164 68V67H163ZM167 68V67H166ZM168 68H169V66H168ZM167 68V69H168ZM177 68H179V67H177ZM176 68V69H177ZM222 68V67H221ZM224 68V67H223ZM17 69H20L19 71L17 70ZM43 69V68H42ZM125 69V70H126ZM171 69H172V67H171ZM173 69H174V67H173ZM198 69V68H197ZM201 69V68H200ZM211 69V68H210ZM213 69V68H212ZM211 69V70H212ZM228 69H229V67H228ZM239 69V68H238ZM241 69H244V68H241ZM240 69V70H241ZM255 69H256V67H255ZM120 70V69H119ZM122 70H124V69H122ZM124 70V71H125ZM146 70V69H145ZM170 70V69H169ZM214 70V69H213ZM252 70V69H251ZM37 71V72H38ZM111 71V70H110ZM113 71V70H112ZM115 71V70H114ZM173 71V70H172ZM201 71H202V69H201ZM200 71V72H201ZM206 71V70H205ZM223 71H224V69H223ZM250 71V70H249ZM249 71H248V73H249ZM256 71V70H255ZM27 72V73H26ZM102 72V71H101ZM107 72V71H106ZM132 72H134V71H132ZM169 72V71H168ZM175 72H177V71H175ZM197 72H199V71H197ZM14 73H15V77L14 76H12V75H14ZM129 73V72H128ZM152 73V72H151ZM171 73V72H170ZM179 73V72H178ZM207 73V72H206ZM240 73H242L241 71H240ZM28 74V75H27ZM111 74H112V72H111ZM118 74V73H117ZM116 74V78L118 79L119 78V74L117 75ZM121 74H123V73H121ZM127 74V73H126ZM132 74V73H131ZM131 74H127V76H125V73L123 74L125 77L124 78H126L125 79V81L127 80L128 81V79H127V77H129V75H131ZM135 74V73H134ZM200 74V73H199ZM202 74V73H201ZM212 74V73H211ZM251 74V73H250ZM102 75V74H101ZM108 75V74H107ZM159 75V74H158ZM161 75V74H160ZM177 75V78H178V74H176ZM180 75V74H179ZM190 75V74H189ZM188 75V76H189ZM205 75V74H204ZM97 76H99V75H97ZM106 76V75H105ZM132 76V75H131ZM212 76V75H211ZM229 76H230V74H229ZM14 77V78H13ZM92 77V76H91ZM109 77V76H108ZM133 77V76H132ZM159 77V76H158ZM161 77H162V75H161ZM160 77V78H161ZM252 77H253V73H252ZM99 78V77H98ZM110 78H111V76H110ZM115 78V79H116ZM123 78V79H124ZM135 78H137L138 79V77L136 76H134V79ZM140 78V77H139ZM164 78V77H163ZM162 78V79H163ZM167 78H168V76H167ZM204 78V77H203ZM212 78V77H211ZM225 78V77H224ZM227 78H228V76H227ZM227 78H226V80H227ZM237 78V77H236ZM239 78V77H238ZM120 80H121V78H119ZM136 79V80H137ZM181 79V78H180ZM180 79H178V80H180ZM201 79V78H200ZM199 79V80H200ZM215 79V78H214ZM221 79V78H220ZM252 79V78H251ZM1 80V79H0ZM81 80V79H80ZM84 80V81H85ZM91 80V81H90ZM131 80V79H130ZM157 80V79H156ZM164 80V79H163ZM171 80V79H170ZM195 80H196V78H195ZM212 80H213V78H212ZM224 80V79H223ZM222 80V81H223ZM247 80H248V78H247ZM138 81H141V78H140V80H138ZM137 81V82H138ZM190 81H191V79H190ZM209 81V80H208ZM221 81V82H222ZM251 81V80H250ZM1 82H2V80H1ZM123 82V81H122ZM195 82V81H194ZM252 82V81H251ZM129 83V82H128ZM141 83H144V84H141ZM147 83V82H146ZM151 83V82H150ZM2 84V83H1ZM81 84V83H80ZM79 84V85H80ZM156 86L155 88H154V85ZM185 84V83H184ZM197 84V83H196ZM207 84V83H206ZM222 84H223V82H222ZM227 84H229V83H227ZM226 84V85H227ZM264 84V83H263ZM3 85V84H2ZM134 85H133V87H134ZM192 85V84H191ZM203 86L205 85L204 83L202 84ZM209 85V84H208ZM210 85H211V83H210ZM219 85H220V83H219ZM218 85V86H219ZM224 85V84H223ZM230 85H231V83H230ZM228 86L229 88H230V90H231V86ZM90 88H89V87ZM92 86V87H91ZM135 86V87H136ZM143 86V87H142ZM161 86V85H160ZM166 85H164L163 87H165ZM167 86H169V85H167ZM166 86V87H167ZM173 86V85H172ZM182 86V85H181ZM193 86V85H192ZM192 86H190V88L192 87ZM206 86V85H205ZM205 86H204V88H205ZM213 86V85H212ZM225 86V85H224ZM224 86H223V88H224ZM232 86H233V84H232ZM235 86V88H236V85H234ZM84 87V88H85ZM157 87H158V89H157ZM162 87V86H161ZM165 87V88H166ZM170 88H171V86H169ZM185 87V86H184ZM194 87V86H193ZM200 87V86H199ZM198 87V88H199ZM210 87V86H209ZM216 88H218L217 86H215ZM227 86H226V88H228ZM127 88H129V89H132V90H134V91H132V92H134L135 94H134V96L132 95L133 93L130 91V93H129V90L127 89ZM149 88V89H150ZM197 88V87H196ZM197 88V89H198ZM203 88V87H202ZM211 88H213L214 89V87H211ZM222 88V89H223ZM238 88V87H237ZM82 89V88H81ZM80 89V90H81ZM86 89V88H85ZM162 89V88H161ZM164 89V88H163ZM162 89V90H163ZM167 89H168V87H167ZM173 89V88H172ZM175 89H176V87H175ZM210 89V88H209ZM213 89H212V92H214L215 93V91H213ZM220 89V88H219ZM240 89H242V88H240ZM161 90V91H162ZM166 90V89H165ZM204 89H202V91H203ZM211 90V89H210ZM230 90H225V91H230ZM233 90H234V87H233ZM237 90V89H236ZM168 91V90H167ZM166 91V93L168 94L169 92H167ZM170 91V90H169ZM201 91V87H200V89H199V91H197V93L198 92H200V94L202 95V92ZM209 91V90H208ZM208 91H207V93H208ZM221 91V90H220ZM223 91V90H222ZM232 91V90H231ZM80 92V91H79ZM95 92V93H94ZM155 92H157V91H155ZM154 92V93H155ZM174 92V91H173ZM186 92H188V91H186ZM191 93H192V91H190ZM189 92V93H190ZM211 92V91H210ZM210 92L208 93V95H210ZM236 92V91H235ZM234 92V93H235ZM238 92V91H237ZM236 92V94H239V93H237ZM240 92V91H239ZM11 93V94H10ZM13 93V94H12ZM132 93V94H131ZM141 93H142V91H141ZM161 93H163V92H161ZM161 93H158V95L159 94H161ZM164 93H165V91H164ZM165 93V94H166ZM193 93H195V91L193 92ZM189 94V95H194V94ZM197 93H195L196 94V96H197ZM203 93H204V91H203ZM207 93L205 94V95H207ZM214 93H213V95H211L209 98L211 99H209L207 96H206V98L205 97H203V95L200 97V99H202V101L199 103L200 104V107L199 106H197V107H199L198 109L199 110H201V111H198V112H200L201 114L202 113H209V112H212V114H213V112H215V111H212V110H214L215 109V105H216V96L214 95ZM8 94H10V95H12V97H10L9 98V96H8ZM68 94H70V95H68ZM82 94V93H81ZM152 94H153V92H152ZM151 94V95H152ZM165 94L163 95V97L165 96ZM166 94V95H167ZM170 94V96L172 95V93H169ZM212 94V93H211ZM236 94H235V96H236ZM14 95V96H13ZM150 95V96H151ZM153 95H156L157 97H160V96H158L157 95V93H155V94H153ZM174 96L176 95V94H173ZM171 96L172 98L174 97V96ZM178 95H181V94H178ZM187 95V94H186ZM188 95V96H189ZM230 95H231V93H230ZM140 96V97H139ZM168 96V95H167ZM169 96V97H170ZM184 96V95H183ZM195 96V98H197V97H199V96H197L196 97ZM218 96V95H217ZM234 96V97H235ZM14 97V98H13ZM166 97V96H165ZM170 97V98H171ZM178 97V96H177ZM185 97V96H184ZM193 97V96H192ZM238 97V96H237ZM150 98H152V96L150 97ZM149 98V99H150ZM154 98V97H153ZM152 98V99H153ZM170 98H168L169 100H170ZM189 98V97H188ZM81 99V98H80ZM148 99V98H147ZM158 99V98H157ZM166 99V98H165ZM168 99H166V100H168ZM186 99V98H185ZM193 99V98H192ZM199 98H197L196 99V101L198 100ZM199 99V100H200ZM218 99H220V98H218ZM144 100V101H145ZM156 100V99H155ZM168 100V101H169ZM177 100V99H176ZM179 100V99H178ZM190 100V99H189ZM222 100V99H221ZM77 101V100H76ZM144 101H143V103H144ZM151 101V100H150ZM153 101V100H152ZM158 101H160V100H158ZM183 101V100H182ZM192 101V100H191ZM190 101V102H191ZM195 101V100H194ZM218 101V100H217ZM147 102V101H146ZM163 102V101H162ZM179 102H181V101H179ZM220 102V101H219ZM142 103V102H141ZM141 103H140V105H141ZM149 103V102H148ZM158 103V102H157ZM161 103V102H160ZM166 103V102H165ZM169 103V102H168ZM178 103V102H177ZM189 103V102H188ZM187 103V100H186V103H178L179 104V107L178 108H180V109H175L174 111L176 112V117H175V119L177 118V119H181L182 118V115H189L190 113L192 114V116H193V114H195L194 116L196 117V114L198 115H200V113H197L196 111V113L193 111H191V112H189V107H191V106H189V104ZM192 103H194V102H192ZM226 103V102H225ZM75 104H77V102H75ZM74 104V105H75ZM163 104H164V102H163ZM170 104V103H169ZM176 104V103H175ZM220 104V103H219ZM222 104H224V103H222ZM249 104V103H248ZM145 105H148V104H144V106ZM150 105V104H149ZM160 105V104H159ZM194 105V104H193ZM217 105H218V103H217ZM247 105V104H246ZM38 106H41L39 109H38ZM139 106V107H138ZM141 106H143V104L141 105ZM171 106V105H170ZM189 106V107H188ZM229 106V105H228ZM71 107H73V109L71 108ZM148 107V106H147ZM174 107V106H173ZM188 107V108H187ZM195 107V106H194ZM196 107V108H197ZM232 107V106H231ZM231 107H229V108H231ZM247 107V106H246ZM245 107V108H246ZM8 108V109H7ZM85 108V107H84ZM119 108H122L123 110H121V109H119ZM142 108V107H141ZM168 108H170V107H168ZM174 108H176V107H174ZM217 108V107H216ZM228 108V109H229ZM249 108H251V107H248L247 109H249ZM163 109V108H162ZM164 109H166V108H164ZM173 108H171V110H172ZM186 109H187V111H186ZM218 109V108H217ZM225 109V108H224ZM238 109V108H237ZM240 109V108H239ZM140 110H142V109H140ZM140 110H139V113H140ZM150 110V109H149ZM159 110V109H158ZM169 110V109H168ZM223 110V109H222ZM231 110V109H230ZM243 110V109H242ZM241 110V111H242ZM246 110V109H245ZM252 110V109H251ZM2 111V110H1ZM87 111V112H86ZM144 111V110H143ZM165 111H167V110H165ZM170 111V110H169ZM173 111V112H174ZM218 111V110H217ZM217 111L215 112V113H217ZM227 111V110H226ZM225 111V112H226ZM234 111V110H233ZM239 111V110H238ZM75 112V111H74ZM129 112V113H128ZM138 112V111H137ZM168 112V111H167ZM224 112V113H225ZM228 113V115H229V117H230V114H232L231 112H230V114H229V111H227ZM248 112V111H247ZM78 113V112H77ZM142 113V112H141ZM165 113V112H164ZM249 113V112H248ZM252 114H253V112H251ZM110 114H109V116H110ZM158 114V113H157ZM170 114H172V113H170ZM174 114V113H173ZM217 114H220V113H217ZM234 114V113H233ZM244 114H245V112H244ZM5 115V116H4ZM44 115V116H43ZM136 115H139V114H136ZM161 115V114H160ZM174 115V116H175ZM199 115L197 116V117H199ZM208 115V114H207ZM227 115V116H228ZM243 115V114H242ZM248 116H249V114H247ZM247 115H245V116H247ZM251 115V114H250ZM82 116V115H81ZM121 116H122V118L121 117H118V119L119 118H121V120L118 122V121H116V123L118 124V123H120V122H126V120L128 119L129 120V118H126V116L125 115H123V114H121ZM132 116V115H131ZM142 116V115H141ZM173 116V115H172ZM202 116V115H201ZM208 116H210L211 117V115H208ZM220 116H221V114H220ZM223 116V115H222ZM235 116V115H234ZM234 116H232V118L234 117ZM5 117V118H4ZM11 117V116H10ZM34 117H37V120H35V118ZM42 117V118H41ZM103 117L104 118H106L105 120H102L103 119ZM137 117V116H136ZM143 117H144V114H143ZM163 117H164V114H163ZM168 117V116H167ZM187 117V116H186ZM186 117H184V118H186ZM189 117H190V115H189ZM209 117V118H210ZM213 117V116H212ZM215 117V116H214ZM218 117V116H217ZM240 117V116H239ZM244 117V116H243ZM77 118V117H76ZM113 118V117H112ZM116 118V117H115ZM114 118V119H115ZM159 118V117H158ZM161 118H162V115H161ZM200 118H202V117H200ZM199 118V119H200ZM209 118H207V119H209ZM228 118V117H227ZM245 118V117H244ZM251 118H254V117H251ZM78 119V118H77ZM84 119V118H83ZM110 119V118H109ZM136 119V118H135ZM163 119V118H162ZM166 119V118H165ZM190 119V118H189ZM193 119H194V117H193ZM198 119V120H199ZM204 119V118H203ZM211 119V118H210ZM218 119V118H217ZM220 119V118H219ZM223 119H224V117H223ZM33 120H35V122L33 121ZM112 120V119H111ZM134 120V119H133ZM164 120V119H163ZM197 120V121H198ZM228 120V119H227ZM233 120V119H232ZM239 120V119H238ZM252 120V119H251ZM39 121H37V122H39ZM46 121V120H45ZM82 121H84V120H82ZM115 121H114V123H115ZM130 121H131V119H130ZM138 121V120H137ZM141 121H142V118H141ZM161 121V120H160ZM184 121V120H183ZM191 121V120H190ZM193 121V120H192ZM196 121V122H197ZM201 121V120H200ZM205 122H207L206 120H204ZM212 121V120H211ZM107 122V121H106ZM111 122H113V121H111ZM132 122V121H131ZM131 122H130V124H131ZM210 121H208L207 123H209ZM220 122V121H219ZM250 122V121H249ZM45 123V122H44ZM115 123V124H116ZM129 123V122H128ZM136 123V122H135ZM158 123H160V122H158ZM180 123V122H179ZM178 123V124H179ZM182 123V122H181ZM190 123V122H189ZM202 123H203V121H202ZM214 123V122H213ZM257 123V122H256ZM111 124V123H110ZM113 124V123H112ZM129 124V125H130ZM137 124V123H136ZM136 124H133V125H136ZM141 124V123H140ZM155 124H157V123H155ZM161 124V123H160ZM184 124V123H183ZM192 124V123H191ZM194 124V123H193ZM196 124V123H195ZM201 124V123H200ZM215 124V123H214ZM219 124V123H218ZM243 124V123H242ZM247 124V123H246ZM109 125V124H108ZM128 125V126H129ZM139 125V124H138ZM137 125V126H138ZM143 125H145L144 123H143ZM143 125L141 126V128L143 127ZM159 125V124H158ZM186 125V124H185ZM184 125V126H185ZM198 125V124H197ZM202 125V124H201ZM203 125H205V123L203 124ZM217 125V124H216ZM249 125V124H248ZM106 126V125H105ZM117 126V125H116ZM118 126H120L121 127V125H119L118 124ZM118 126H117V128H118ZM128 126H125V127H127L128 128ZM150 126V125H149ZM151 126H152V124H151ZM167 126V125H166ZM169 126H171V125H169ZM168 126V127H169ZM181 126V125H180ZM214 126V125H213ZM213 126H212V129H214L213 128ZM240 126V125H239ZM254 126V125H253ZM55 127V128H54ZM131 127H132V125H131ZM145 127V126H144ZM152 127H155V126H152ZM173 127H175V126H173ZM177 127H178V125H177ZM190 127V129H188L189 130V132L191 131V130H194V129H191V126H189ZM192 127H193V125H192ZM195 127H196V125H195ZM199 127H201V126H199ZM204 127V126H203ZM206 127V126H205ZM218 127H220L219 125H218ZM229 127H231V128H233L232 127V125L231 126H229ZM251 127V126H250ZM31 128H33L34 130H33V133H32V130H31ZM36 128V129H35ZM109 129H110V127H108ZM116 128V129H117ZM134 127H132V129H133ZM138 128V127H137ZM140 128V127H139ZM149 128V127H148ZM163 128V127H162ZM236 128V127H235ZM234 128V129H235ZM239 128H242V127H239ZM246 129H243V130H247V132H248V130H251V128L249 129V127L247 128V127H245ZM254 128V127H253ZM131 129V128H130ZM146 129V128H145ZM151 129V128H150ZM155 129V128H154ZM158 129H159V127H158ZM199 128H197V130H198ZM216 129V128H215ZM237 129H238V127H237ZM236 129V132L235 131H233V132H235L234 134L236 135V134H238V132L239 133H242L241 131H240V129L239 130H237ZM256 129V128H255ZM36 130V131H35ZM119 130H124V128H119ZM165 130V129H164ZM200 130H202V128L200 129ZM205 130H207V129H205ZM253 130V129H252ZM126 131H128V130H126ZM137 131H138V129H137ZM155 131V130H154ZM157 131V130H156ZM167 131V130H166ZM171 131H172V129H171ZM171 131H167L168 133H170ZM212 131V130H211ZM215 131V130H214ZM222 131V130H221ZM220 131V132H221ZM225 131V130H224ZM238 131V132H237ZM37 132V133H36ZM122 132L123 131H121V135H123L122 134ZM128 132H130V133H132L131 131H128ZM140 132H141V130H140ZM145 132V131H144ZM152 132H153V130H152ZM163 132V131H162ZM187 132V131H186ZM193 132L194 131H191V133L193 134ZM208 132H210V131H208ZM229 132V131H228ZM228 132H226V133H228ZM253 132V131H252ZM251 131H249V133L248 134H250V133H252ZM255 132V131H254ZM32 133V134H31ZM43 133V135H45ZM51 133V134H50ZM80 134V132H79V130L77 131V134ZM103 133V134H102ZM126 133V132H125ZM165 133V132H164ZM163 133V134H164ZM182 133H183V131H182ZM184 133H185V130H184ZM183 133V134H184ZM199 133V132H198ZM212 133H213V131H212ZM225 133V134H226ZM84 134H83V136H84ZM114 134H116V133H114ZM127 134V133H126ZM140 133L138 132V135H139ZM142 134V136H143V133H141ZM149 134V133H148ZM148 134H146V135H148ZM161 134V133H160ZM197 134V133H196ZM201 134V133H200ZM210 134V133H209ZM215 134V133H214ZM219 134V133H218ZM221 134V133H220ZM229 134V133H228ZM233 134V133H232ZM233 134V135H234ZM245 134V133H244ZM244 134H241V135H244ZM248 134H245V137H246V135L248 136ZM32 135V136H31ZM39 136H40V134H38ZM37 135V136H38ZM42 135V134H41ZM101 135V136H100ZM145 135V134H144ZM152 135V134H151ZM159 135V134H158ZM157 135V136H158ZM185 135V137L187 136V134L185 133L184 134ZM199 134H197V136H198ZM213 135V134H212ZM239 135V134H238ZM237 135V136H238ZM252 135L253 134H250V136L252 137ZM34 136H36V135H34ZM81 136H82V134H81ZM97 136H98V138H97ZM100 136V137H99ZM131 136H133V135H131ZM131 136H129V137H131ZM153 136V135H152ZM157 136H155L156 137V139H158L157 138ZM160 136V135H159ZM190 136V135H189ZM188 136V137H189ZM196 135H195V137H197ZM201 136V135H200ZM204 136V135H203ZM216 136V135H215ZM249 136V138H251ZM4 137V138H3ZM18 137V136H17ZM29 137V138H28ZM41 137H45V136H41ZM71 137V138H70ZM103 137V136H102ZM101 137V138H102ZM110 138H112V136L110 135L109 136ZM119 137H120V135H119ZM183 137V136H182ZM188 137H186V138H188ZM191 137H193L194 138V136H192L191 135ZM241 137V136H240ZM240 137H239V140H240ZM36 138V137H35ZM35 138H34V140H35ZM116 138V137H115ZM114 138V139H115ZM132 138V137H131ZM128 139L129 140V142L130 143H128L130 146H131V143L132 142H134V141H130V140H132V139ZM134 138V137H133ZM154 138V137H153ZM242 138V137H241ZM247 138V137H246ZM246 138H244V139H246ZM253 138V137H252ZM32 139V138H31ZM31 139H29V140H31ZM43 139V138H42ZM85 139V138H84ZM103 139V138H102ZM104 139H106V138H104ZM107 139H109V138H107ZM116 139H118V137L116 138ZM115 139V140H116ZM170 139V138H169ZM182 139V138H181ZM185 138L183 137V139L182 140H184ZM189 139V138H188ZM201 139H202V136H201ZM12 140V139H11ZM33 140V139H32ZM81 140H83V138L81 139ZM91 140H94L93 138L91 139ZM99 140V142L101 141V139H98ZM121 140H122V138H121ZM125 139H123V141H124ZM145 140H149V139H145ZM167 140V139H166ZM181 140V141H182ZM191 140V139H190ZM222 140V139H221ZM223 140H225V139H223ZM222 140V141H223ZM227 140V139H226ZM248 140V139H247ZM254 140V139H253ZM21 141H23V140H21ZM86 141V140H85ZM95 141V140H94ZM107 141V140H106ZM105 141V142H106ZM109 142L111 141V140H108ZM119 141H120V138H119ZM127 141V140H126ZM153 141H154V139H153ZM159 141V140H158ZM162 141V140H161ZM185 141V140H184ZM103 142H104V140H103ZM114 142V141H113ZM116 142V141H115ZM121 142V141H120ZM144 142V141H143ZM166 142V141H165ZM219 142V141H218ZM235 142V141H234ZM243 142V141H242ZM244 142H245V140H244ZM248 142V141H247ZM2 143V144H1ZM7 143V144H6ZM84 143V142H83ZM88 143H90V142H88ZM87 143V144H88ZM94 143V142H93ZM98 142L96 141V143H95V145L97 144ZM107 143V142H106ZM117 143V142H116ZM122 143V142H121ZM124 143H125V141H124ZM127 143V142H126ZM136 143V142H135ZM160 143V142H159ZM181 143V142H180ZM182 143H184L185 144V142H182ZM222 143V142H221ZM232 143V142H231ZM231 143H230V145H231ZM84 144H86V143H84ZM118 144V143H117ZM138 144H140V143H137V145ZM147 144V143H146ZM195 144V143H194ZM224 144V143H223ZM227 144V143H226ZM233 144V143H232ZM236 144V143H235ZM234 144V145H235ZM239 144V143H238ZM237 144V145H238ZM246 145H247V143H245ZM83 145V144H82ZM90 145V144H89ZM106 145H109L108 143L106 144ZM133 145V144H132ZM180 145V144H179ZM213 145V144H212ZM245 145V146H246ZM84 146V145H83ZM82 146V147H83ZM110 146H111V144H110ZM114 146H116V144L114 145ZM143 146V145H142ZM160 146V145H159ZM190 146V145H189ZM194 146V145H193ZM196 146V145H195ZM205 146V145H204ZM228 145H226V146H224L223 147V149L225 148V147H227ZM232 146V145H231ZM242 146V145H241ZM4 147V148H3ZM78 147H80V146H78ZM149 147V146H148ZM161 147V146H160ZM172 147V146H171ZM170 147V148H171ZM183 147V146H182ZM192 147V146H191ZM199 147V146H198ZM212 147V146H211ZM93 148H94V145H93ZM140 148V147H139ZM143 148V147H142ZM165 149H166V147H164ZM169 148V149H170ZM174 148V147H173ZM205 148H207V147H204V149ZM213 148V147H212ZM229 149H230V147H228ZM232 149H233V147H231ZM237 148V147H236ZM238 148H239V146H238ZM242 148V147H241ZM188 149V148H187ZM196 148H194L193 150H195ZM203 149V148H202ZM210 149V148H209ZM245 149V148H244ZM248 149V148H247ZM110 150V149H109ZM170 150H172V149H170ZM182 150V149H181ZM181 150L179 151V153L181 152ZM186 150V148L184 149V151ZM207 150V149H206ZM225 150V149H224ZM235 150V149H234ZM151 151V150H150ZM150 151H149V153H150ZM167 151V150H166ZM165 151V152H166ZM189 151V150H188ZM199 151V150H198ZM205 151V150H204ZM223 151V150H222ZM226 152H229V151H227V149L225 150ZM224 151V152H225ZM6 152V153H5ZM183 152V151H182ZM209 152V151H208ZM212 152V151H211ZM216 153H217V150L215 151ZM224 152H222V153H224ZM235 152V151H234ZM233 152V153H234ZM239 152V151H238ZM246 152V151H245ZM247 152H249V151H247ZM152 153V152H151ZM202 153H204V152H202ZM220 153V152H219ZM242 153V152H241ZM157 154V153H156ZM163 154V153H162ZM188 154V153H187ZM197 154V153H196ZM226 154H228V153H226ZM232 154V153H231ZM184 155V154H183ZM190 155H191V153H190ZM194 155V154H193ZM202 155V154H201ZM206 155V154H205ZM209 155V154H208ZM212 155V154H211ZM210 155V156H211ZM220 155V154H219ZM224 155V154H223ZM235 155V154H234ZM237 155V154H236ZM178 156H180V155H178ZM186 156V155H185ZM215 156V155H214ZM213 155H212V157H214ZM225 156H230V155H225ZM238 156H239V154H238ZM249 156V155H248ZM164 157V156H163ZM166 157V156H165ZM173 157L175 158V156L173 155ZM172 157V158H173ZM231 157V156H230ZM230 157H228V158H230ZM232 157H233V155H232ZM244 157V156H243ZM158 158V157H157ZM179 158V157H178ZM196 158V157H195ZM215 158V157H214ZM235 158V157H234ZM240 158V157H239ZM246 158V157H245ZM165 160V159H168L167 157L166 158H161V159H159V161H157L156 160V165H158V164H160V165H162V163H165L163 160ZM198 159V158H197ZM201 159V158H200ZM211 159V158H210ZM221 159V158H220ZM231 159H233V158H231ZM242 159V158H241ZM241 159H239L240 161H241ZM244 159V158H243ZM169 160V159H168ZM216 160V159H215ZM214 160V161H215ZM225 160H226V157H225ZM224 160V161H225ZM250 160V159H249ZM192 161V160H191ZM203 161V160H202ZM211 161V160H210ZM213 161V160H212ZM228 161V160H227ZM233 160H231V162H232ZM170 162V161H169ZM188 162V161H187ZM193 162V161H192ZM197 162V161H196ZM205 162V161H204ZM209 162V161H208ZM249 162V161H248ZM255 162V161H254ZM158 163V164H157ZM202 163V162H201ZM211 163V162H210ZM221 163V162H220ZM223 163V162H222ZM228 163H230V162H228ZM239 163V162H238ZM192 164V163H191ZM212 164H213V162H212ZM217 164V163H216ZM224 164V163H223ZM222 164V165H223ZM234 164V163H233ZM155 165V164H154ZM155 165V166H156ZM188 165V164H187ZM248 165V164H247ZM246 165V166H247ZM159 166V165H158ZM166 166H167V168L169 167L167 164H166ZM165 166V167H166ZM173 166V165H172ZM215 166V165H214ZM218 166V165H217ZM229 166V165H228ZM245 166V167H246ZM254 166V165H253ZM170 167H171V165H170ZM168 168V169H171V168ZM194 167H196V166H194ZM222 167H224V166H222ZM231 167H232V164H231ZM249 167V166H248ZM152 168H155V167H152ZM164 168V167H163ZM163 168H162V170H161V174H162V176L163 175H165L166 173H168L167 172V168H164V170H163ZM190 168H192V167H190ZM217 168V167H216ZM226 169H227V167H225ZM224 168V169H225ZM237 168V167H236ZM247 168V167H246ZM254 168V167H253ZM167 169V170H166ZM182 169H184V168H182ZM211 169V168H210ZM222 169V168H221ZM240 169V168H239ZM242 169V168H241ZM256 169V168H255ZM154 170H156V169H154ZM199 170H200V168H199ZM253 170V169H252ZM168 171H170V170H168ZM171 171H174L173 169H171ZM188 171V170H187ZM186 171V172H187ZM209 171V170H208ZM215 171V170H214ZM227 171V170H226ZM236 171H238V170H236ZM258 171V170H257ZM152 172V171H151ZM155 172V171H154ZM156 172H157V170H156ZM156 172H155V174L154 175H156ZM160 172V171H159ZM197 172V171H196ZM202 172V171H201ZM210 172V171H209ZM218 172V171H217ZM227 172H229V171H227ZM232 172V171H231ZM239 172H240V170H239ZM248 172V171H247ZM174 174H175V172H173ZM238 173V172H237ZM256 173V172H255ZM160 174V173H159ZM169 174V173H168ZM172 174V173H171ZM179 174V173H178ZM212 174V173H211ZM210 174V175H211ZM213 174H215L216 175V173L214 172ZM212 174V175H213ZM228 174V173H227ZM231 174V173H230ZM229 174V175H230ZM234 174H236V173H234ZM254 174V173H253ZM167 175V174H166ZM166 175H165V179H166ZM197 175V174H196ZM228 175V176H229ZM249 175V174H248ZM168 176V175H167ZM172 177L170 178V179H172V181L174 182V183H176L177 182V179H179V178H177L176 179V177L175 176H173V174L171 175ZM195 176V175H194ZM217 176V175H216ZM13 177V175H12V173H0V180H3V181H5L6 180V178L7 179H11ZM153 177H155V176H153ZM201 177V176H200ZM210 176H208L207 178H209ZM214 178H215V176H213ZM233 177V176H232ZM238 177V176H237ZM250 177V176H249ZM164 179V176L163 177H161V179ZM199 178V177H198ZM198 178H196V179H198ZM202 179H203V176L201 177ZM201 178H199V179H201ZM205 179V180H208V179ZM212 178V177H211ZM245 179V178H244ZM250 179V178H249ZM259 179V178H258ZM211 180V179H210ZM215 180V179H214ZM246 180V179H245ZM194 181V180H193ZM217 181H219L218 180V178H217ZM217 181H215V182H217ZM232 181V180H231ZM252 181V180H251ZM178 182H179V180H178ZM177 182V183H178ZM206 182V181H205ZM211 182V181H210ZM213 182V181H212ZM253 182V181H252ZM169 183H171V181L169 182ZM197 183V184H196ZM208 184H209V182H208ZM249 184V183H248ZM252 184V183H251ZM251 184H249V185H251ZM257 184V183H256ZM20 185H22V186H24V184H22V183H20L19 184V180H17V182H16V184H15V187H19ZM169 185H171V184H169ZM214 185V184H213ZM172 186V185H171ZM192 186H194V185H192ZM196 186H202V188L201 189H198V190H204V189H207L208 188V186H206L205 184L203 185V183H201V181H195V186L194 187H196ZM215 186H217L218 187V185H215ZM214 186V187H215ZM220 186V185H219ZM174 187V186H173ZM176 187L177 186H175V189H176ZM210 187H212V185L210 186ZM191 188V187H190ZM246 187L244 186V189H245ZM247 188L249 189V186H247ZM252 188V187H251ZM19 189H21V188H19ZM209 189V188H208ZM212 189V188H211ZM215 189V188H214ZM219 189V188H218ZM247 189V190H248ZM177 190V189H176ZM196 190V189H195ZM246 190V191H247ZM192 191V190H191ZM215 191H216V189H215ZM249 191V190H248ZM251 191V190H250ZM199 192V191H198ZM201 192V191H200ZM218 192V191H217ZM216 192V193H217ZM243 192L245 193V190H243ZM202 193H203V191H202ZM201 193V194H202ZM213 194V193H212ZM192 195V194H191ZM197 195V194H196ZM196 198H197V196H196ZM193 201L195 202V200L193 199ZM230 217H232L231 215H230ZM230 219V218H229ZM232 219V218H231ZM228 221V220H227ZM160 228V227H159ZM163 228V227H162ZM166 228H167V226H166ZM147 229V228H146ZM164 229V228H163ZM151 232V231H150ZM153 233V232H152ZM173 233L174 234H176L175 235V237H177L178 236V231L176 230V232H174L173 231ZM155 235V234H154ZM164 235V234H163ZM168 235V234H167ZM152 237V236H151ZM164 237V236H163ZM154 238V237H153ZM161 239V238H160ZM174 239H177V238H174ZM149 240H151V239H149ZM161 240H163V239H161ZM163 242V241H162ZM151 243V242H150ZM246 248V247H245ZM251 249V248H250ZM249 252V251H248ZM247 252V254L249 255V253ZM245 253V252H244ZM251 253V252H250Z\"/></svg>",
  "mask_w": 264,
  "mask_h": 264
}]
</instances>
